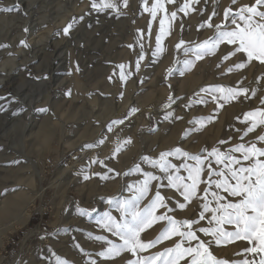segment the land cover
<instances>
[{
	"label": "rangeland",
	"instance_id": "374dc122",
	"mask_svg": "<svg viewBox=\"0 0 264 264\" xmlns=\"http://www.w3.org/2000/svg\"><path fill=\"white\" fill-rule=\"evenodd\" d=\"M27 1H21L19 10L11 12L0 10V34L1 26H3L2 17L12 18L22 14L25 16L23 9H25ZM31 1L35 2L32 9L33 12L35 11L34 18L40 16L41 14L38 12L42 0ZM116 2L119 4V12L111 9L98 12L92 8L91 1L84 2L82 0L79 2L80 14L78 16H83V19H79L78 23H82L83 28L74 37L77 38L76 43L70 35L58 30L49 38L50 47L41 50L38 49L42 48L41 45L28 44V40H26L28 47L21 45L19 29H12L13 32L7 39L1 38L2 34L0 35V45L7 44L6 47H0V73L2 72V76L9 71V66L4 65L8 57H16L19 51L27 50L26 57L29 58L24 63L22 61L24 57H17L18 62L21 60L23 65L16 67L9 75L7 80L11 87L8 91L0 85V97L4 98L0 99V106H2L0 107V156L4 158V163L0 166L15 170L19 166L22 168V165H26L25 170L20 172L25 181H30L34 173L37 172L36 169L40 170L43 167L41 170H43L44 178H42L41 184L45 186L43 195L37 196L29 205L30 217L27 222L17 226L11 232H8L7 225L0 224L2 227L0 230L2 255L0 264H58V258L66 259L71 264H91L92 260H95L96 264H127L129 260L135 259L129 252H123L114 259L99 257L97 253L106 248L107 244L95 240L94 237L104 235L117 243L120 242L118 237L100 227L97 221L105 212H110L117 219L123 218L119 209L108 203V198L115 197L119 200L130 198L134 192H130L129 188L144 178L143 172H152L161 179L152 181V191L141 201V208L150 201L159 186L168 207L174 209L168 213L169 215L174 216L177 220H198L199 223L193 225L194 230L199 227H209L211 212L205 213V219H199L203 203H205L202 198L204 189L208 188L209 179L217 178L209 177L207 162L201 176L202 182L199 184L197 197L187 203L185 209H180L177 204L178 202L184 203V198L176 189L167 186V174L159 167H154L141 158L148 156L158 159L161 152L177 147L201 156H206L207 152H210L214 147L219 148L221 152L228 153L237 144L243 143L247 146L250 142L256 141L257 136L264 134V126H259L253 132L244 135L247 127L251 124V121H245V114L257 108H264V103H262L264 101V64L253 60L247 63L244 68L236 69L234 65L246 61V56L237 53L225 60L224 57L234 47L227 43L221 44L214 53H208L199 60L195 59V51H184L185 48L194 49L195 45L215 36L217 31L215 25L225 24L224 12L226 9L231 7L235 13L240 6L251 5L255 3V0H237L236 4H233L232 0H199L198 3L191 4L187 14L178 11L183 6L184 0H174L169 3L172 12L176 11V17H180L181 26L171 34L173 47L166 50V54L170 58L164 65H157L153 62L150 52L145 47L143 49L136 45V38L132 35L133 30H136L140 23L146 19V14L141 8L144 5V0L128 1L127 7L135 12L133 10L131 12L130 8L125 7L123 0H116ZM151 2L154 3L155 0H147L149 5H153ZM13 6L12 0H0V9ZM55 9L49 8L46 13L57 15V10L54 12ZM213 12L217 15L213 16ZM208 22L213 27H208ZM226 23L228 28L234 27L231 24V17ZM201 24L205 26L200 27ZM46 25L28 38L33 37L37 40L38 33L45 35L48 27ZM181 40L185 43L177 48L176 45ZM53 42L62 48L63 61L61 63L52 60L54 62L50 64L49 55L55 45ZM130 45L131 47H129ZM150 49L154 51V47H150ZM141 51H143L144 58L140 60V67L137 70L136 63L141 56ZM35 52L38 56L33 58ZM163 52L165 51L161 52L162 55ZM100 57L108 59L102 61ZM185 60H194L195 63L192 68L180 75ZM54 63L58 68L53 69ZM58 63L60 64L58 65ZM99 63L107 67L105 69L106 67L102 66L104 73H108H106L107 76L111 73L117 79L123 73L124 78L131 82L127 91H125V85L122 82L117 84L119 87L117 94L112 91L114 86L110 85L111 78L105 76L104 73L103 76H100V70L97 68ZM121 64L125 65L123 69L119 67ZM170 68L173 69L171 75L168 74ZM230 68L232 71H229ZM72 71L78 74L77 80L82 81L81 83L86 88L84 91L76 89L75 99L71 94H68L66 86L59 83L61 80L70 81V78L75 74ZM45 76L51 79L52 84L50 102H45L42 86L36 84V77ZM191 78L196 80L188 84V80ZM106 80L108 81L106 82ZM214 85L237 90L247 89L248 91L240 94L235 100L227 102L223 100L221 94L217 93V99L214 100L212 93L201 92L202 88ZM77 92L80 93L77 94ZM92 92L99 94L102 101L111 96L113 99L110 98L109 106L102 104L101 101L91 102L88 96L92 95ZM197 93L199 96L196 95ZM253 93L255 94L253 95ZM169 96L172 97V101H169ZM123 98H127L126 100L130 98V100L125 101L126 107L121 112L122 109L119 106L124 102ZM200 98H203L205 103L195 102ZM234 102H238L235 108L232 107ZM93 104H95V110H93ZM28 105L37 109L47 108L46 112L38 111L37 124L44 118L49 121L52 128H62L67 141L64 140V144L61 143L57 146L58 148L47 151L43 145L32 141L33 136H28L30 131L25 134L26 136H22L24 130L22 128L27 122L26 107ZM133 107H139L138 111L130 113V109ZM208 116L212 117L211 121L201 122L199 120L201 117ZM120 119L124 120V123L120 124V128H127L130 133H127L125 137L122 136L119 141L123 143L131 138V143L125 144L123 149L113 156L115 146L105 148L104 144H98L99 140L92 132H89L92 130L87 128L102 126L107 130L113 120ZM35 121L36 118L33 123ZM168 122L173 123L172 127H167ZM201 123H203L202 127ZM117 127L118 125H113L115 130ZM170 129H175V134L169 145L165 147L161 143L162 138L169 133ZM186 131L187 135H185ZM79 143H81L80 149H75ZM86 144H92L94 147H84ZM257 146L264 147V142H257ZM92 150L97 153L89 158L87 155ZM235 155L239 157L241 154L235 153ZM93 158L103 160L104 163L101 164L98 161L92 163ZM15 160L19 163H13ZM168 160L180 168L179 175L184 177H187L188 173L182 165L185 162L191 165L196 163L191 159L179 156H170ZM209 160L213 170L227 172L223 165L216 163L214 157H209ZM136 164H140L142 171L134 170ZM89 165H91L90 168ZM19 168L18 171H15L19 172L21 170ZM109 169L114 171L110 172ZM85 172L91 177L89 180L83 179ZM93 173L106 174L108 179H101L100 176L92 175ZM14 180H17L15 174L10 176L5 171L0 173V206L9 195L7 190L10 188L8 186H17ZM29 187L35 188V185ZM13 190L15 191L17 188L14 187ZM212 191L226 197V200L222 202L235 201L236 199L230 197L222 189L213 186L208 196L211 207L216 206V202L211 197ZM27 192L32 193V190L29 189ZM79 208L88 209L91 211V216L80 215ZM163 211L164 209H159L157 214ZM164 227H166L165 221L155 223L141 234V239L144 241L155 239ZM224 227L227 231L234 230L233 225ZM197 235L206 242L211 241V237L205 236L204 233L197 231ZM179 239L180 237H172L164 240L140 255L149 256L156 252H162L165 248L173 247ZM192 243L194 245L196 242ZM251 246L245 240H236L221 246L209 243L211 252L217 258L228 260L230 264L244 259H248L251 264H256L260 257L243 251ZM81 248L84 251H81ZM181 264H184V261H181Z\"/></svg>",
	"mask_w": 264,
	"mask_h": 264
},
{
	"label": "snow or ice",
	"instance_id": "6c2138e0",
	"mask_svg": "<svg viewBox=\"0 0 264 264\" xmlns=\"http://www.w3.org/2000/svg\"><path fill=\"white\" fill-rule=\"evenodd\" d=\"M168 3L174 2V0H167ZM199 0H184L182 7L178 11L187 12L190 9L191 4L198 3ZM128 0H123V4L126 7ZM233 4L237 3V0H232ZM145 11L151 13L152 18L155 19L158 12L164 11L165 0H155V3L149 8L147 7V0H144ZM91 6L97 11H104L111 9L119 12V4L116 0H91ZM264 0H255V3L248 5H242L233 13L231 7L225 10L224 20L225 24L215 25L216 34L213 38L203 41L200 44L195 45V48H185V52L195 51V59H202L204 55L208 53H214L216 49L223 43L232 45L233 50L229 52L224 59H228L230 56H234L237 53L246 56V61H242L234 65L236 69H242L247 63L253 60L259 61L264 64ZM3 11H15L19 10V5L0 9ZM177 15L176 11L170 13V18L175 19ZM213 16L217 13L213 12ZM231 17V24L234 27L228 28L227 21ZM83 19V16L80 17ZM165 19L160 20V33L156 37L157 45L156 52L153 55L162 51L161 40L163 35L167 34L165 28ZM76 23V18L63 29L67 34L69 29ZM201 24L200 27H204ZM208 27L213 25L208 22ZM27 31V29H25ZM185 42L180 41L176 45L180 48ZM20 44L24 47H28L26 41L21 40ZM0 47H6V45H0ZM131 47V45L129 46ZM143 45H141V48ZM141 55L136 63L137 70L140 67V60H143ZM194 60H185L183 62L184 68L180 71V75L184 74V71L189 70L194 66ZM121 69L125 65H119ZM78 70V69H77ZM229 71H232L230 68ZM173 69H168V74L171 75ZM47 79V77H36V79ZM121 79H124L123 73H121ZM247 89H235L224 88L220 85L209 86L201 89V92L212 93V98L217 99V93L222 95L224 101L235 100L240 94L247 93ZM70 95V91L68 93ZM255 93H253L254 95ZM199 96V93L196 94ZM0 99H4L0 97ZM169 101H172V97L169 96ZM196 103H205L203 98L195 101ZM264 103V101H262ZM222 106V105H221ZM2 107V106H0ZM23 110V109H22ZM39 112L48 111L47 108L37 109ZM138 109L133 107L130 109V113L137 112ZM199 120L211 121L212 117H201ZM245 121H251L250 126L247 127L244 135L253 132L257 127L264 126V108H257L254 111H250L245 114ZM124 120H113L108 125V131H112L113 125L123 124ZM203 123H201V127ZM188 132L186 131L185 135ZM257 142H264V134L257 136L256 141L250 142L247 146L243 143L237 144L228 153L221 152L219 148H212L210 152H207L206 156L198 154H191L177 147L169 151L161 152L158 159H152L151 157L144 156L141 159L147 163L152 164L154 167H159L164 173L167 174V186L176 189L180 196L184 198V203L178 202L177 206L180 209H185L187 203H190L192 199L197 197L199 191V184L202 182L201 176L205 171V164L207 162V169L209 177L215 176L216 179L208 180V188L204 189L203 210L200 212L199 219H205V213L211 212V218L209 219V227H199L194 230L193 225L199 223L196 219H184L177 220L174 216L168 213L174 211L173 208L168 207L165 196L161 194L159 186L157 187L154 195H152L150 201L143 207H140L141 201H143L149 193L152 191V181H159L161 178L154 175L152 172H143L144 178L132 185L129 188L130 192L134 194L130 198L119 200L115 197L108 198V203L119 209L122 219H117L110 212H105L103 216L97 221L100 227L106 229L109 233L119 238V243L109 239L104 235H97L94 237L97 241H103L107 244V247L97 253L99 257L104 259H114L121 255L123 252L131 253L135 259L129 260L127 264H230L226 259L217 258L210 250L209 243H214L217 246L234 242L236 240L248 241L252 246L245 248L244 253H252L258 255L260 259L256 264H264V147H258ZM104 139L98 141V144H103ZM131 143V138L121 143L119 140L116 142V146L113 150V156L119 153L125 144ZM221 143H224L221 141ZM84 147L92 148L94 145L86 144ZM207 151V150H205ZM235 153H240L238 157ZM179 156L191 159L196 163L194 165L184 163L183 168L187 169V177L179 175L180 168L172 164L168 157ZM209 157H214L217 164L223 165V168L227 170L215 171L212 169L211 161ZM99 162L104 163L103 160L93 158L92 163ZM243 162H247L246 164ZM13 163H19L13 161ZM238 165V167H235ZM91 165H89V168ZM134 170L142 171L140 164L134 166ZM108 171H114L109 169ZM127 174V173H126ZM92 175L100 176L101 179H108V176L100 173H93ZM119 175V173H117ZM91 177L85 172L83 175L84 180H89ZM222 189L230 197L236 198L235 201L226 200L225 196L219 195L217 192L212 191L211 197L216 202L215 207H211V202L208 201L209 191L211 187ZM159 209H164L163 212L157 214ZM78 212L82 216H91V211L85 208H79ZM165 221L166 227L162 229L159 235L149 241L141 239V234L148 228H151L155 223ZM225 225H233L234 230L227 231ZM197 231L204 233L205 236L211 237V241L206 242L197 235ZM172 237H180L179 241L175 243L173 247L165 248L162 252H156L153 255L142 256L140 253L147 249L155 247L157 244L164 240L171 239ZM193 241L196 243L193 245ZM258 245V246H257ZM79 247V245H77ZM81 251H84L82 248ZM90 255V254H89ZM58 264H71L70 261L62 258H58ZM91 264H96L95 260L91 261ZM231 264H251L248 259H244L237 262H231Z\"/></svg>",
	"mask_w": 264,
	"mask_h": 264
},
{
	"label": "bare ground",
	"instance_id": "6f19581e",
	"mask_svg": "<svg viewBox=\"0 0 264 264\" xmlns=\"http://www.w3.org/2000/svg\"><path fill=\"white\" fill-rule=\"evenodd\" d=\"M22 0H12V2H14V5H19L21 3ZM26 1V0H25ZM57 1V2H55ZM82 0H42L41 1V5H40V9L38 14H41L38 17L34 18V12L32 11L33 9V5H34V1L28 0L26 2V7L25 9H23V11L25 10V16L22 15H17L14 16L12 18L10 17H2V25L1 26V34L2 37L4 39H7L11 33L13 32L12 29H19L18 32L20 31V39L21 40H28V44H34L36 46L41 45L42 48H38V49H44L46 47H50L49 44V38L51 36V34H54V32L58 31H62V33H64L63 29L65 27H67L72 21L73 18H76V23L73 25L72 28L69 29V32L67 33L68 35L71 36V38H74L75 35H77L79 33V31L83 28L82 23L79 24L78 20L80 19V17L78 16L80 14V6H79V2ZM87 0H84V2ZM91 1V0H89ZM129 1V0H128ZM152 1V0H151ZM167 0H165V9H166V13L164 11L158 12L157 16L155 19L152 18V15L150 12L145 11V4L142 5V10L143 13L146 14V19L144 21H142L139 25L138 28H136V30H133L132 35L135 36L136 38V45H143V49L144 47L147 49V51L150 52V57L153 60V62L157 63V65H164L169 61V55L166 54V50H168L169 48L171 49L173 47L172 45V33L173 31L177 28L180 27V22H179V18L176 17L174 20L170 18V13L172 12V7L170 6V4L168 2H166ZM24 2V1H23ZM63 2V3H62ZM97 2L99 3L100 0H97ZM139 2V1H138ZM155 3V2H154ZM150 4V3H149ZM147 3V7H151L152 5H149ZM151 4H153L151 2ZM82 5V4H81ZM6 6V5H5ZM10 6V4H9ZM83 6V5H82ZM128 6V4H127ZM126 6V7H127ZM133 6V5H132ZM56 8L54 10V12L57 10V15H51L47 14L46 12L49 11L50 9ZM138 7V6H137ZM136 7V8H137ZM21 8V7H19ZM128 8V7H127ZM130 8V7H129ZM128 8V9H129ZM139 8V9H141ZM131 9V8H130ZM22 10V9H21ZM90 10V9H89ZM133 9H131L130 11L132 12ZM141 10V11H142ZM134 11V10H133ZM99 12V11H98ZM135 12V11H134ZM133 12V13H134ZM37 13V12H36ZM113 13V12H110ZM88 14V13H87ZM136 14V13H134ZM108 15V14H107ZM168 16V19H166L165 22V28L167 30V34L163 35L162 40H161V48L164 54L162 55V51L157 53L156 55H153V53L156 52V45H157V41H156V37L158 35H161L160 33V20L161 19H165V16ZM136 16V15H135ZM51 17V18H50ZM134 17V16H132ZM94 18V17H93ZM97 18V16H96ZM131 20V19H130ZM135 20V19H133ZM5 24V25H4ZM48 25L47 27V32L46 34H40L38 33L36 37H38V39L36 40L35 38L31 37L28 38L29 36L35 34L36 32H38V30L42 28V26ZM139 24V23H138ZM16 25V26H15ZM46 25V26H47ZM135 28V27H134ZM25 29H27V31H25ZM0 34V35H1ZM58 35V34H57ZM175 37V36H174ZM0 38V39H1ZM11 38V37H10ZM55 38V37H54ZM75 39V38H74ZM79 39V38H78ZM87 40V39H86ZM11 41V40H10ZM77 42V38L75 39V43ZM55 44V42H53ZM67 44V43H66ZM4 45V44H3ZM7 45V44H6ZM9 46V45H8ZM7 46V47H8ZM35 46V47H36ZM68 46V44H67ZM66 46V48H67ZM135 47V46H134ZM150 47H154V51H151ZM16 48V47H15ZM52 48H54L52 50V52L50 53L49 57L51 58L50 60V64H52L54 61L58 62L60 61V63L63 61V53H62V48L58 45L55 44ZM51 48V49H52ZM9 49V48H8ZM10 50V49H9ZM12 50V49H11ZM14 50V49H13ZM19 50V49H18ZM64 50V49H63ZM139 50V49H138ZM23 51V50H22ZM19 51L17 53L16 57H8V59L5 61L4 65H8L9 66V71L5 72V74L2 76V72L0 73V77L2 76V78H0V85H2L3 87H5V89L8 91V89L11 87L10 84L8 83V78L9 75L12 73L13 70H15L16 67H21L23 65L22 61L24 63H26L28 61L29 58H27L26 54H27V50H25L24 52ZM39 51V50H38ZM68 51V50H67ZM1 52V51H0ZM17 52V51H16ZM44 52V50H43ZM13 53V52H12ZM41 53V51H40ZM45 53V52H44ZM47 53V52H46ZM66 53V52H65ZM68 53V52H67ZM71 53V52H70ZM170 53V52H169ZM4 54V53H3ZM7 54V53H6ZM8 55V54H7ZM32 55V54H31ZM140 55H143V51L140 52ZM38 55L36 54V52L33 55V58H36ZM104 56V55H103ZM110 56V55H109ZM5 57V56H4ZM24 57V59L20 62H18V58ZM71 57V56H70ZM39 58V57H38ZM78 58V57H77ZM98 58V57H97ZM102 57H100L101 59ZM126 58V57H125ZM108 59V58H107ZM107 59H103L102 61H106ZM1 60V59H0ZM54 60V61H52ZM34 61V60H33ZM101 61V60H100ZM58 63V65L60 64ZM64 63V62H63ZM70 66V63L68 64ZM72 66V65H71ZM106 67L104 65H100V63L97 65V68L100 70V76H103L104 74V68ZM4 67V66H1ZM58 67L55 66L54 63V67L53 69H56ZM71 68V67H70ZM20 69V68H19ZM22 69V68H21ZM68 69V68H67ZM107 69V67L105 68ZM58 70V69H57ZM56 70V71H57ZM73 70V69H72ZM19 71V70H18ZM24 71V70H23ZM91 71V70H90ZM108 71V70H107ZM25 72V71H24ZM74 72V71H72ZM110 72V70H109ZM21 73V72H20ZM29 73V72H28ZM74 76L70 78L69 80H61L59 83L60 84H64L67 88V91L72 95V97L75 99L76 98V89L78 90H86V88L84 87V85L78 81V74L76 72H74ZM90 73V72H89ZM99 73V72H98ZM104 73V74H103ZM39 74V73H38ZM108 74V73H107ZM107 74L105 76H107ZM29 75V74H28ZM52 75V74H51ZM31 76V75H30ZM69 76V74H68ZM110 77V85L114 86V89L112 90L111 88H113L112 86L110 87V89L112 91H114L116 94L119 91V87L117 86V84H119V82H122L125 85V91H127V89L130 87L131 82L127 81V79H121V74L120 76L116 79L114 77V75L112 76L111 73H109ZM124 77V76H123ZM263 77H264V72H263ZM95 78V77H94ZM106 78V77H105ZM68 79V78H67ZM108 79V80H109ZM106 80V82L108 81ZM194 80H196L195 78H191L188 80V84L194 82ZM36 82V81H35ZM94 82V81H93ZM37 85H39L40 87L42 86V93L44 94V99L45 102H50L51 100V88H52V84H51V79L47 77V79L44 80H38L37 79ZM55 84V83H53ZM108 86V85H107ZM90 87V86H89ZM109 87V86H108ZM5 90V92H6ZM109 90V89H108ZM113 92V93H114ZM80 92H77V94ZM93 94L88 96V99L91 102H102V104L104 105H108V103L110 102V98H112V96L110 98H108L107 100L102 101L101 96H99V94H94V92H92ZM8 95V94H7ZM125 95V94H124ZM70 97V96H69ZM124 97V96H123ZM13 98V97H12ZM11 98V99H12ZM125 98V97H124ZM123 98V99H124ZM14 99H16L14 97ZM73 99V100H74ZM127 99V98H126ZM124 99V102L121 104V112L125 109L126 105H125V101L128 102V100H130V98H128V100ZM55 102V101H54ZM120 102V101H119ZM122 102V100H121ZM7 103V102H6ZM139 103V101H138ZM238 102H234V104L232 105L233 108L237 107ZM31 104V103H30ZM53 104V103H52ZM112 104V103H111ZM127 104V103H126ZM168 105V104H167ZM166 105V106H167ZM41 106V105H40ZM93 106V110H95V104L92 105ZM109 106V105H108ZM139 107H137L138 109ZM167 108V107H166ZM165 108V109H166ZM27 122L24 124V129L23 135L22 136H26L25 134H28L27 132H29L28 136H33V140L35 143L40 144L41 146H44V149H46L47 151L50 149H54L57 146H59L61 143H63V141L65 140V135L63 133V129H54L50 126L49 121H47L46 119H41L38 123V114L39 112L37 111L36 107H32V106H27ZM74 109H76V107H74ZM232 110V109H231ZM167 111V110H166ZM227 111V110H226ZM225 112V111H224ZM230 112V111H229ZM161 113V112H160ZM158 114V113H157ZM73 115V114H72ZM36 118V121L33 123V120ZM107 118V117H106ZM50 120V119H49ZM90 120V119H88ZM105 120V119H104ZM52 123V122H51ZM171 123V125H170ZM173 123L172 122H168L167 123V127H172ZM91 126V125H90ZM73 127V126H72ZM121 126L118 125L117 129L115 130L114 128L112 129V131H108V127L107 130H105L102 126H97L94 128H87L88 130H92L89 132H92L94 136H96V138L100 141L101 139H104V145L105 148L110 147V146H116V142L117 140H120V138L122 136L125 137V135L127 133H130L129 130L127 128H120ZM119 128V129H118ZM62 129V130H61ZM77 129V128H76ZM87 130V132H88ZM86 132V131H85ZM88 132V133H89ZM84 133V132H83ZM92 133H89L92 135ZM87 134V133H86ZM175 134V129L169 131V133H167L166 135H164V137L162 138V144L165 145H169L172 137ZM26 140V138H25ZM161 140V139H160ZM67 141V140H65ZM66 143V142H65ZM160 143V144H161ZM64 144V143H63ZM81 143L77 144L75 149H80V145ZM75 145V144H74ZM161 145V146H163ZM58 148V147H57ZM56 150V149H55ZM54 150V151H55ZM104 152V151H102ZM97 152H95L94 150L90 151L88 153L87 156H89V158H91L94 154H96ZM95 156V155H94ZM16 157V156H15ZM9 159V158H8ZM7 159V160H8ZM12 159V158H11ZM80 160V159H79ZM9 161V160H8ZM16 161V160H15ZM4 163V158L0 156V165ZM76 164V163H75ZM38 165V164H37ZM21 167V166H19ZM18 167V168H19ZM18 168H16L15 170H17ZM26 165H22V168L19 172L15 171V170H11L9 168H6L4 166H0V173H2V171H5L7 174H9L10 176L15 174V177L17 180H14L15 184L17 186H13L10 185L8 186L10 189L7 190L9 195L4 199L3 201V205L0 206V224H4L7 225V230L8 232L13 231V229H15L17 226L22 225L23 223L27 222L28 218L30 217V204L33 203L34 199L37 196H42L43 193L45 192V186H43L41 184L42 178H44V173L43 170H37V172L34 173V176L31 178L30 181H25L23 179V175H21V173L23 172L22 170H25ZM39 168V166H38ZM4 169V170H3ZM11 170V171H10ZM21 172V173H20ZM25 173V172H24ZM23 173V174H24ZM30 185H35V188L33 187H29ZM14 187L17 188V190H13ZM32 190L31 192H27L28 190ZM2 229V227L0 226V230ZM2 233V232H1ZM6 237V236H5ZM4 240V239H3ZM5 242V241H4ZM3 242V243H4ZM75 255V252H74ZM77 255V253H76ZM79 258V255H78ZM2 259V255H1V251H0V261Z\"/></svg>",
	"mask_w": 264,
	"mask_h": 264
},
{
	"label": "trees",
	"instance_id": "16d2710c",
	"mask_svg": "<svg viewBox=\"0 0 264 264\" xmlns=\"http://www.w3.org/2000/svg\"><path fill=\"white\" fill-rule=\"evenodd\" d=\"M32 221H34V220L32 219Z\"/></svg>",
	"mask_w": 264,
	"mask_h": 264
}]
</instances>
